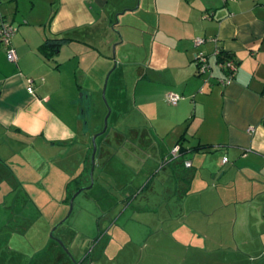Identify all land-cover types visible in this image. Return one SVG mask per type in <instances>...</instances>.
I'll list each match as a JSON object with an SVG mask.
<instances>
[{
    "label": "crops",
    "instance_id": "crops-1",
    "mask_svg": "<svg viewBox=\"0 0 264 264\" xmlns=\"http://www.w3.org/2000/svg\"><path fill=\"white\" fill-rule=\"evenodd\" d=\"M135 3L136 0H0V24L5 21L17 25L11 44L18 55L17 62L10 61L6 47L0 43V142L14 137L22 142L23 138H44L65 144L69 141L66 133L72 131V139H79L83 146L84 169L75 180L71 178L66 183V195L62 198L65 203L71 200L70 181H75L78 190L90 182L92 160L86 150L92 149L90 140L94 133L88 129L87 121L81 119L82 106L69 107L70 127L53 118L43 123L38 108L59 114L50 103L55 92L62 88L59 81L45 77L43 70L59 68L64 52H69L77 63L85 53L112 60L109 57L112 45L120 42L113 31L117 24L114 14L133 11L129 9H134ZM136 10L144 26L137 27L127 17H121L123 34L131 28L138 37L144 34L146 53L140 55L133 48L125 50L121 43L115 47L120 52L117 67L124 66L121 73L125 84L126 75L134 83L132 107L137 114L126 125L118 126L124 119L121 111L113 135L118 147L131 141L137 147L139 140L145 144L141 149L147 152L133 157L143 163L141 169L147 175L132 194L117 197L119 201L114 207L122 205L128 210L136 203L132 219L138 215V226L145 228L143 235L152 236L165 226V223L158 226L155 216L165 201L168 204L166 198L175 196L176 202L160 218L162 222H177L171 227L179 234L177 240L185 245L180 250L183 254L180 264H264V0H140ZM67 35L71 39L61 44L57 55L46 59L40 51L46 39ZM197 37L206 41L195 45ZM125 38L136 41L131 34ZM219 48L231 51L237 63L230 83L222 82L227 72L218 61ZM198 53L208 57L207 72L199 71ZM127 69H132L131 74H126ZM71 85L78 93L77 86ZM170 94L181 95L180 101L171 104L167 101ZM45 123L53 131L51 136L46 135ZM171 134L175 136L172 146L160 144L159 138L165 142V136ZM151 135L157 138L156 143L150 140ZM183 135L186 137L183 143L189 150L175 162L166 160L162 166L161 160L171 157V149ZM104 136L105 132L100 137L101 167L112 154L110 140ZM128 136L133 139L128 141ZM198 144L211 148L190 150ZM5 147H0L2 154H11L13 150ZM130 158L123 154L121 170L132 168ZM184 161H190L191 166L187 168ZM29 162L34 171L41 167L35 159ZM2 163L0 156V169ZM227 164L230 167H222ZM16 179L10 187L12 192L6 195L0 186V204L7 195L13 197V202L6 205L9 215L18 212V201L23 199L26 205L30 204L31 195L26 192L28 200L23 198ZM157 188L169 192V196L151 204V195ZM38 194L45 196V189H39ZM114 207L108 211V217ZM118 218L113 225H122ZM1 226L0 233L7 228L6 224ZM18 230L13 234H19ZM101 237L100 232L95 241ZM145 249L150 256L154 254L153 248L144 244L140 255ZM175 250L171 254H177ZM55 256L58 264H67L62 251ZM151 259L144 264H158Z\"/></svg>",
    "mask_w": 264,
    "mask_h": 264
},
{
    "label": "rangeland",
    "instance_id": "rangeland-1",
    "mask_svg": "<svg viewBox=\"0 0 264 264\" xmlns=\"http://www.w3.org/2000/svg\"><path fill=\"white\" fill-rule=\"evenodd\" d=\"M138 2L139 0H136L134 9H136ZM118 13L114 14V20L117 24L113 28L118 40H120V42L116 43H121V47H124L125 50H132L133 48L134 50L138 49L140 55L145 54L144 34H141L140 37L136 36L137 32L132 28L123 34L125 26H123V21L121 20V17H127L137 27L144 26L141 15L137 10L127 11L122 14L123 16L120 15L117 21ZM130 34L132 39L136 41L129 42V39L126 40L125 37H130ZM116 43L112 45L109 53V57L112 59H109L110 61L96 54L88 55L85 53L80 56L81 61L77 63L76 58H71L69 52H64L60 57L62 65L59 68L55 69L52 66L53 68L48 69L45 67L43 70L45 77L49 80L59 81L62 88L59 87L50 103V107L60 111L59 114L50 109L49 111L48 109L38 108L39 118L43 119V123L44 120H49V118L58 119L61 124L70 127L69 123L72 120H68L70 117L69 107L76 105L77 108H80L82 106L83 115L81 119L87 121L88 129L94 133L91 137L92 141L90 140L92 149L90 150L88 147L86 150V152H89V156H92L93 153V137L104 131L106 117L109 109L111 110L108 118V127L105 131L106 137H104L110 140L108 145L112 154L106 159L107 164L101 167L99 159L102 141L100 137L103 136V132L98 136L99 140L96 139L95 142L97 154L93 177L94 185L92 188L82 190L77 195L73 211L68 218L70 203L62 201L63 196L66 195L65 186L71 178L76 179L80 170L84 169L83 146L79 144V139H76V141L72 139L74 133L72 131L66 133L69 138V141H67L69 144L53 143L44 138H23L22 140L24 141L22 142L14 139V137L13 139L5 140L6 143L5 141L0 142V147L6 145L13 150L11 154L8 152L2 154L3 151L0 149V156L3 161L0 169V186L4 195L12 192L10 187H13V183H15L13 179L15 178L20 183L23 198L27 196V193L31 195L29 205H26L27 203H24L23 199L18 201L17 206L19 208L15 215H9V208L7 209L6 207L7 204L13 202L11 195H7L3 199V203L0 204V227H2L1 224L4 226L6 224L7 227L0 233V264H58L60 261L57 260L55 255L61 251H64L68 257L64 259L67 264H79L88 254L90 256L87 257V261L83 264H144L147 259L151 258L158 264L181 263L183 254H181L180 250L185 245L177 240L179 234L172 230L175 227H171V225H176L175 223L177 222H167L166 220L162 222L160 218L161 215L165 217L164 210L168 211V208L176 202L175 196L171 199L169 192H162V189L158 188L156 191L153 189L155 192L151 195V204L152 202H160V198L169 197L166 198V200L168 199V204L165 201L160 208L158 216H155L157 219H155V223L158 226H162L165 223L164 229L152 234V236H149V233L146 234V237L144 236L145 234L143 235L145 228L138 226V215H135L132 219L136 203L128 210V207L125 208L122 205H116L117 208L114 207L115 203L119 201L117 197H125V195L132 194L137 190V187L142 185L143 176L147 175L141 169L143 163L133 157L135 154L143 156L147 152L141 149L145 144L139 140L137 147H139L138 144L140 147L137 148L131 141L133 138L130 139L128 136V141H131V143L126 142L125 149L123 146L118 147L119 143L116 142L113 135V127L118 115L122 113L121 111L124 112V119L120 120L118 126L126 125L134 114H137L132 107L134 103V83L133 81H128L126 75L125 84L124 73H121L124 66L117 67L118 53L120 54V52H118L117 47L114 50V46H117ZM51 63L53 65L57 64L54 61H51ZM125 71H127L126 74H131L132 69L131 71L128 69ZM106 80L107 85L105 86ZM71 84L77 86L79 89L78 93H75V86ZM82 85L85 86L84 89L81 88ZM82 94L83 102L81 103ZM44 128L47 136L53 134L49 125ZM15 137L22 138L20 136ZM174 137L173 134L166 135L165 142L159 138L161 140L160 144H170L172 146ZM150 140L156 143L157 138L151 135ZM7 147L3 149L6 150ZM172 149L171 152H173ZM123 154H126L127 158L131 157L128 161L132 162H130L132 168L128 170L125 167L121 170L120 167V158L123 157ZM65 156V160H63ZM194 156V154H190V158H194ZM31 159H35L41 167L34 171L31 168L32 163L30 164L29 162ZM166 160L170 161L171 157L165 159V161L162 159V166L163 163H166ZM49 164L51 167H49ZM222 167H230V164L222 165ZM223 180L227 179L224 178ZM91 184L90 177L89 184L79 189L88 188ZM41 187L45 189V196L38 194L39 189H42ZM76 187L77 184L73 183L69 191L76 193L78 191ZM26 198L28 200V197ZM6 199L7 201H4ZM142 200L145 203L146 201L149 202L147 199L142 198ZM137 203H140V201ZM111 207H114L113 210L115 211L109 213L110 217H108V211L112 209ZM120 212L122 213L119 216ZM112 217L113 219H110ZM139 217H141V220L144 219L143 215ZM116 218L119 219L118 223H122V225H113ZM152 221L153 219L149 224H152ZM17 228H19L18 233H20L15 235L13 231ZM100 232L102 237L95 241ZM197 242L200 243V241ZM144 244L153 248L154 254L152 256L146 252L147 249L144 250L143 255H140ZM175 248L177 249L175 250ZM174 250L178 251V253L171 254Z\"/></svg>",
    "mask_w": 264,
    "mask_h": 264
},
{
    "label": "built area",
    "instance_id": "built-area-1",
    "mask_svg": "<svg viewBox=\"0 0 264 264\" xmlns=\"http://www.w3.org/2000/svg\"><path fill=\"white\" fill-rule=\"evenodd\" d=\"M17 31V29L10 23L3 21L0 24V43H2L7 50V55H8V59L12 62H17L18 60V55H17V51L16 49L12 46L11 44V39L13 37V35L15 34V32ZM206 41V39L201 38V37H197L195 39V45H200L202 43H204ZM219 50H217V54H218ZM196 59L199 65V71L202 73L207 72L209 69V65H208V57L205 56L203 53H198L196 55ZM221 64V67L223 69H225V71L227 72V77L222 80V82L224 83H230L236 73L237 70V65L236 63L233 61V59H228L226 61H223ZM29 90H32V88H29ZM181 99V95L178 94H170L167 96V100L171 103V104H177ZM250 131L253 130V127L249 128ZM179 152V146L177 145L176 147L173 148V152L172 155L176 156ZM228 159L225 158L224 161L226 162ZM186 167H190L191 166V162L187 161L185 163Z\"/></svg>",
    "mask_w": 264,
    "mask_h": 264
},
{
    "label": "trees",
    "instance_id": "trees-1",
    "mask_svg": "<svg viewBox=\"0 0 264 264\" xmlns=\"http://www.w3.org/2000/svg\"><path fill=\"white\" fill-rule=\"evenodd\" d=\"M71 38L67 35V36H58V37H55V38H52V39H50V38H48V39H46V41H45V43L40 47V51H41V53L43 54V56L46 58V59H51V58H53L55 55H57V52H58V50H59V48H60V46H61V44L63 43V42H65V41H67V40H70ZM219 50V52H218V54H217V57H218V61L220 62V63H222L223 61H226V60H228V59H233V61L236 63V60H235V58H234V56H233V54H232V52L231 51H228V50H226V49H224V48H219L218 49ZM196 61H197V59H196ZM198 63V62H197ZM236 65H237V63H236ZM199 66V65H198ZM223 69V68H222ZM223 70H225V69H223ZM185 135H183L182 136V138L178 141V143H177V145L179 146V152H178V154L175 156H173L172 155V153H171V160L169 161V163H171V162H173V161H175V160H177L178 158H180L185 152H187L189 149L188 148H186L185 147V145H184V143H183V140H185ZM211 148V145H207V144H198V145H196L194 148H192V149H190V150H209ZM187 161H184V165H185V163H186ZM186 166V165H185ZM188 168V167H187ZM75 180V179H74ZM74 180H72V181H70V183H69V186L71 185V184H73L75 181ZM72 195H73V192L69 195V200H70V198L72 197ZM62 255L63 256H65V257H67L66 255H65V253H64V251H62ZM68 258V257H67ZM86 258L87 257H85L84 259H83V261H82V263L84 262V261H86ZM81 263V264H82Z\"/></svg>",
    "mask_w": 264,
    "mask_h": 264
},
{
    "label": "water",
    "instance_id": "water-1",
    "mask_svg": "<svg viewBox=\"0 0 264 264\" xmlns=\"http://www.w3.org/2000/svg\"><path fill=\"white\" fill-rule=\"evenodd\" d=\"M139 4H140V0H139V2H138V5H137L136 9L138 8ZM136 9H129V10H136ZM121 14H122V13H118V14H117V17H116V18H117V21L119 20V17H120ZM116 23H117V22H116ZM114 50H115V46H114ZM107 80H108V78H107ZM107 80H106V84H105V86L107 85ZM104 90H105V89H104ZM110 113H111V110L109 109V113H108V115H107V117H106L105 128H104V131H102V133L105 132L106 129H107V127H108V118H109ZM102 133H99V134H97V135H95V136L93 137V153H92V156H91L92 167H91V171H90V177H91L92 184H91L90 187L79 189L76 193L73 194V196L71 197V200H70V210H69V212H68V216H67V218L71 215V213H72V211H73L74 200H75V198L77 197V195H78L82 190L92 188L93 185H94L93 177H94V170H95V157H96V151H97V146H96V143H95V142H96V137H97L98 135L102 134ZM67 218H66V219H67ZM66 219H65V220H66ZM65 220H64V221H65ZM61 223H63V222H61ZM59 225H60V224H59ZM57 227H58V226H57ZM72 260H74V258H72ZM74 261H75V260H74Z\"/></svg>",
    "mask_w": 264,
    "mask_h": 264
}]
</instances>
